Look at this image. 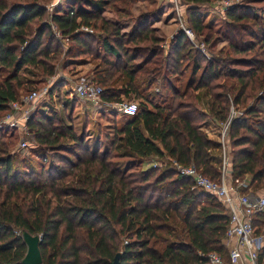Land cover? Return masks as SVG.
<instances>
[{
    "label": "trees",
    "instance_id": "16d2710c",
    "mask_svg": "<svg viewBox=\"0 0 264 264\" xmlns=\"http://www.w3.org/2000/svg\"><path fill=\"white\" fill-rule=\"evenodd\" d=\"M76 1L49 12L44 0H0V118L19 101L25 70L54 76L62 55L99 60L93 76L105 102L135 94L152 108L140 107L105 151L89 150L65 119L42 112L27 123L33 159L13 152L5 133L15 129H0V264H24L26 232L41 236L42 264H114L118 254V264H207L203 254L213 251L227 257V205L170 165L142 166L167 156L221 182V144L202 127L209 119L227 122L234 109L232 183L249 176L251 188H264V0H241L227 10L226 35L202 15V5L221 0H180L197 41L180 29L168 44L149 13L129 32L102 13L129 19L145 0H86L80 7ZM142 73L153 78L141 81ZM162 78L172 95L154 103L145 92ZM253 225L261 232L264 212Z\"/></svg>",
    "mask_w": 264,
    "mask_h": 264
},
{
    "label": "built area",
    "instance_id": "2783aa9c",
    "mask_svg": "<svg viewBox=\"0 0 264 264\" xmlns=\"http://www.w3.org/2000/svg\"><path fill=\"white\" fill-rule=\"evenodd\" d=\"M169 1L176 5L179 21L186 33L191 39L194 38L195 35L193 31L184 26V5L180 0ZM223 1L225 4L224 10H230L241 3V0ZM83 29L90 33H94V30L90 27H83ZM58 36H60V32H58ZM74 92L82 99L96 100L101 97L103 87L94 77L81 75L76 81ZM46 93H48V89L42 92L35 90L26 97L20 98L21 100L11 102L10 111L4 117L0 118V129H15L21 136L27 135L29 132L27 123L31 113L25 112L22 106L24 104L36 102ZM119 109L123 115L134 117L139 113L140 105L135 100H123L119 103ZM236 114L237 111L232 109L230 119L221 125L220 131L218 132V140L221 144L222 154L221 182L214 181L203 174L201 168H198L195 164L184 165L166 157L169 159L168 161H170L168 162L170 166L174 168L179 175L192 178L199 188L216 195L230 210L231 219L226 231L225 243L230 244L234 241V244L229 248L227 257L222 256L216 251L203 254V257L207 259V264H241V262H248V264H263L264 232H257L253 225V221L258 214L264 212V192L256 193L247 190V187L251 188L250 181L247 182V180L240 182L238 186L232 183L230 143L228 136L231 117ZM207 134L210 136L208 131ZM20 146L23 151L27 152L30 148V142L22 139ZM165 159H162L163 162H161V165L162 163H167ZM153 166L160 165L153 163Z\"/></svg>",
    "mask_w": 264,
    "mask_h": 264
},
{
    "label": "rangeland",
    "instance_id": "374dc122",
    "mask_svg": "<svg viewBox=\"0 0 264 264\" xmlns=\"http://www.w3.org/2000/svg\"><path fill=\"white\" fill-rule=\"evenodd\" d=\"M69 1H71V0H44V3H46V5L48 7V11L52 12L53 9L58 7L61 3H68ZM150 1L151 2H148L146 4V7L148 5V7H150V9H153L151 11H154L155 16H158V17L160 16V17H162L163 20L169 19V20H167L168 22L171 21V18L173 17L174 21H172V22L177 24L175 33H173V35H171L169 37L170 40L180 31V29L184 30V27L182 26V24L179 21L178 11H177L176 5L174 3H171V1H169V0H150ZM222 1L223 0L215 1V2H212L210 4L208 3V4L202 5V15H203V21H204L205 25L209 26V28H211L213 31L218 32V34L221 33V34L226 35V33H227V27H226L227 19L225 17V12L227 10H224L225 4H224V1L223 2ZM231 1H235V0H231ZM76 3H77L76 7H78L81 5L82 0H77ZM133 9H134V6H133ZM108 10H110V9H108ZM155 11L159 14H156ZM165 12H166V14L164 15ZM114 15L112 13H108L106 16L116 19ZM185 21H186V19H185ZM174 23H171V24H174ZM184 26L186 27L185 24H184ZM56 33L58 35L57 31H56ZM157 33H158V31H157ZM158 34L162 37L161 33H158ZM163 38L165 39V42L167 43V40L169 38H165V37H163ZM170 40L168 42H170ZM192 40L197 41L196 36H194V38H192ZM226 44H227V40L219 42L218 47L216 49V52L222 50ZM200 47H201V50L203 52H205L208 56L212 55L207 49H205L203 44H201ZM88 58H94V57L90 56ZM79 62H81V60H72V58H69L65 55H62L61 60L56 65V72H55L54 76H45L42 73L36 72L32 69H26L25 70V73L22 74V79H24L26 82H25V86H24L23 90L21 91V95H20L21 99L23 97H26L32 91L37 90V91L42 92L45 89H48V93L43 94L44 96L42 98L38 99L36 102L30 103V104H24L22 106L25 112L31 113L30 118L36 112H42L45 114L46 112L45 111L43 112V110H42V109H46V108H43L44 105L54 104L55 106L57 105V107H59L60 116L62 117V119L67 120L66 115L63 113V105H62V100L65 99L64 95L63 96L62 95L57 96V95L53 94L55 91L59 90L60 88H63V85L62 84L58 85L56 90L53 89V87L59 81H63L64 84L68 83L70 86H72V88H74L77 79L79 77H81V75H88V76L94 77L93 76L94 67L91 66L93 68V70L91 69L87 72H85V71L80 72V74L77 78L67 80L69 78V76L72 75L70 73L76 69ZM98 63H99V60H97L96 65ZM67 73L69 75H67ZM152 75L153 74H150V73L149 74L142 73L140 75V79H141V81H143L145 79H146L145 81H147V80L150 81V79L153 78ZM183 82H184L183 80H182V82L176 81V84L180 87L183 84ZM169 84H170V80H168V78L159 79L155 84H153V85L151 84L152 85L151 89H149L147 92H145V94H146V96L149 97V99H152V101L154 103L167 102L168 100H170V97L172 95V92L167 90ZM61 97H64V98L61 99ZM21 99H19V100H21ZM123 100H135L139 103L140 107L147 105L148 107L152 108L151 104H149L148 101H146L145 99H139L135 94H132L128 97H123ZM4 116H2V117H4ZM124 118L127 120L128 119L130 120L132 117L125 116ZM211 120L212 119H209L208 121H211ZM214 123L218 124V127H216V130L213 131L214 134L211 133V135H212L211 137L214 138L213 140H216L219 142L218 132L220 131V127L223 123H217L215 121H214ZM204 125H203V127H204ZM108 128H109V132H110V129L112 130V126H109ZM92 130H93L92 134L93 133H96V134H93L92 137L88 139V141L85 139V137H86V135H89L90 132L85 134L84 135L85 143L87 141V145H89L90 149L92 151H94L98 142L100 141V138L102 137L101 149H102V151H105L106 145L108 144V142H107L108 139H107V137H105L104 134H101V137H100V134L98 133V130H97L96 121H95L94 126L92 127ZM202 130L206 131L204 128ZM11 131H13V129ZM215 134H216V136H215ZM5 136L8 140V142L10 143V145L12 144L11 147H12L13 152L19 153L21 155V157H25L27 159H33L34 158V156H32L30 153V148H29V151L26 152V151H23L21 149V146H20L22 139H25V140H28L30 142V147H33L34 136L30 130H29L28 134L25 136H21L18 131L14 132V133L9 132V134L5 133ZM229 147H230V145H229ZM220 157H222V154ZM165 160L167 162L166 164L162 163V165H161V162H163L162 159L155 160V163L159 164L160 165L159 167L165 168V167H167V165L168 166L170 165L168 163V162H170V161H168L169 159L166 158ZM150 165H152V163H150ZM150 165H143L142 167L143 168H149L148 166H150ZM245 180H247V182H248V181H251V178L248 176L245 178ZM261 231L264 232V226L261 227Z\"/></svg>",
    "mask_w": 264,
    "mask_h": 264
},
{
    "label": "crops",
    "instance_id": "0c3cea01",
    "mask_svg": "<svg viewBox=\"0 0 264 264\" xmlns=\"http://www.w3.org/2000/svg\"><path fill=\"white\" fill-rule=\"evenodd\" d=\"M85 1L86 0H82V3L80 6H85L84 5ZM148 2H151V1L145 0V1L137 2L134 5V9H133L134 15L132 18H129V19H123L119 21L116 15H114L115 13H113L112 11L108 9H105L102 13L104 17L107 18L108 20L114 23L119 22L123 32H129L132 30L133 26L135 25L137 17L141 13H145V12L149 13L151 17L152 27L155 30H157L158 33H161L162 37L169 38L171 35H173V33H175L176 27H177V24L172 22L174 21L173 17L171 18V21L168 22L167 20L169 19L163 20L162 17L155 16L154 11H151L153 9H150L148 5L146 7V4ZM76 6H77V3H76ZM108 13H112L116 19L107 17L106 15ZM156 14H159V13L156 12ZM165 14L166 12L164 13V15ZM171 23H174V24H171ZM169 40L170 38L167 40V44L169 43L168 42ZM97 60L98 59H95V58H86V59L81 60V62L78 63V66L76 67V69L70 73L72 75H70L67 80L77 78L80 72H84V71L87 72L91 69L93 70L92 67L95 68ZM67 75L69 74L67 73ZM53 94L57 96L64 95L65 99L62 100V105H63V113L66 115L67 120H68V121L66 120V122H68L67 123L68 125L73 126L78 136L84 137L85 134L90 132L89 135H86L85 137V139L88 141V139L91 138L93 134H96V133L92 134V131H93L92 127L94 126L95 121H96L97 130H98V133L100 134V137H101V134H104L105 137H107L108 139L107 140L108 144L106 145L105 150L111 147L112 142L114 140L115 130L122 129L124 125L129 121V119L128 120L125 119L124 118L125 115L121 113L119 109V104L107 103L101 97L96 100L82 99L74 92V88H72V86H70L68 83L65 84L63 88H60L59 90L55 91ZM201 96H202V104L204 107H206L207 97L205 95H201ZM64 97H61V99H63ZM43 108H46L42 110L43 112L44 111L46 112L45 115L47 116H54V117L60 116L59 107H57V105L55 106L54 104H50V105L47 104V105H44ZM59 118H62V117L60 116ZM109 126H112V130L110 129V132L108 128ZM216 127H218V124L214 123V120L212 119L211 121H208L207 123H205L202 129L204 128L206 131H208L211 137L212 136L211 133H213V131L216 130ZM101 140H102V137L100 138V141L98 142L95 150L102 151ZM87 141H86V146L89 148V150H91L89 145H87ZM215 154L220 155V150H216ZM166 157L167 156H165V158ZM158 159H161V158L152 156L148 158L144 162L143 165H150V163H152V165L148 166V167H152L153 163H155V160H158ZM247 190L253 191L256 193L264 192V188L257 190L253 187L252 188L247 187ZM225 244L229 249L234 244V241H232L230 244L228 243H225ZM262 261H263L262 263L264 264V256L262 257ZM241 264H248V262H245V263L241 262Z\"/></svg>",
    "mask_w": 264,
    "mask_h": 264
},
{
    "label": "water",
    "instance_id": "95a60500",
    "mask_svg": "<svg viewBox=\"0 0 264 264\" xmlns=\"http://www.w3.org/2000/svg\"><path fill=\"white\" fill-rule=\"evenodd\" d=\"M23 238L27 244V253L23 259L24 264H42L43 258L40 250L41 236L24 233ZM120 254L115 258L114 264H118Z\"/></svg>",
    "mask_w": 264,
    "mask_h": 264
}]
</instances>
